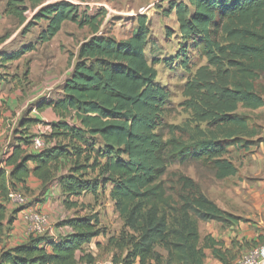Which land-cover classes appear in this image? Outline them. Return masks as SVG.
Wrapping results in <instances>:
<instances>
[{
  "label": "trees",
  "instance_id": "trees-1",
  "mask_svg": "<svg viewBox=\"0 0 264 264\" xmlns=\"http://www.w3.org/2000/svg\"><path fill=\"white\" fill-rule=\"evenodd\" d=\"M168 6L181 43L207 61L183 88L182 107L191 116L181 125L164 122L171 93L157 82L159 62L146 57L151 36L146 15L138 16L131 37L118 41L98 36L101 16L82 12L71 1L8 0L6 13L21 26L27 12L38 8L24 29L47 23L37 44L51 42L66 22L89 27L93 36L80 46L62 97L39 107L60 119L49 136L55 144L28 152L19 137L0 162V240L19 213L10 209V192L22 190L29 179L48 183L69 164V172L56 179L63 196H96L101 187L112 186L123 222L119 235L107 241L112 264H206L207 251L222 264L237 259L222 242L202 238L199 224L229 228L244 220L223 211L199 182L170 168L202 165L222 181L238 174L227 158L231 147L264 141V132L236 114L264 106L256 87L264 76V0H170ZM35 48L4 54L0 62L18 61ZM89 170L97 171L98 179H87ZM61 226L71 232L56 240L31 236L1 252L0 264H96L85 246L105 233L98 216H76Z\"/></svg>",
  "mask_w": 264,
  "mask_h": 264
},
{
  "label": "rangeland",
  "instance_id": "rangeland-1",
  "mask_svg": "<svg viewBox=\"0 0 264 264\" xmlns=\"http://www.w3.org/2000/svg\"><path fill=\"white\" fill-rule=\"evenodd\" d=\"M59 0H43V4H52ZM80 5L81 11L89 15H100L101 25L98 36H111L118 41L131 37L138 26V16L142 8L151 7L146 14L151 31L149 45L146 49V57L151 63L157 60V82L166 87L171 93V99L167 105V114L164 122L167 125H181L191 116L182 107L184 102L183 88L198 68L207 64L206 59L191 45H183L180 39L179 27L174 14H169L170 0H68ZM186 1V0H183ZM8 0H0V56L12 54L29 45H35L32 52L25 54L20 60L9 63L0 62V81L11 85L17 92L15 99L19 106L11 113L10 132L12 141L0 154V162L9 154L11 143H16L15 135L23 137V145L31 148L35 136H41L47 144H55L50 140L52 125L60 121L51 122L49 117H54L50 110L43 111L39 107L42 103L59 100L63 95V85L71 76L80 46L93 36L89 27L80 28L72 22L64 23L60 33L49 43L37 44L40 33L45 30L47 23L40 22L33 26L29 32L24 33L27 26L38 11L30 9L27 12L28 22L21 26L19 21L6 13ZM31 7V4L28 2ZM104 12V13H103ZM10 87V88H12ZM258 93L264 98V76L256 84ZM21 103L24 106L21 107ZM0 108V118L1 116ZM5 113V112H4ZM239 116L248 117L251 127H255L260 134L264 132V106L258 110L240 108L236 113ZM44 118V119H43ZM70 122V120L68 121ZM166 134V132H165ZM167 138V136H164ZM21 140V139H20ZM254 140H257L256 138ZM26 141V142H24ZM227 158L238 168V174L234 177L219 181L212 173L202 165L173 166L170 172L180 171L199 182L204 192L210 199L225 210L244 221L242 227H247L248 234L259 233V241L243 240L240 247L231 248L237 257L242 260L261 246L264 242V141L250 145L247 149L231 147ZM102 162L105 159L101 160ZM60 170L53 173V179L48 183L22 187V192L28 197L29 204L36 210V205H46L45 213L51 221L53 229L57 231V237L65 236L67 230L62 229L61 223L76 216H98L104 235L98 237L92 244L85 246L86 254H92L96 258V264H112L113 252L107 249L109 237L118 236L123 228L115 204L111 199L112 186L110 184L101 187L96 196L84 194L80 198L63 196L57 178L69 172L70 165L60 166ZM87 179H98V172L88 171ZM26 207H10L11 210L22 211ZM21 219L16 218L14 223L6 228L0 240V254L8 251L30 239L28 229L21 225ZM24 222V221H23ZM239 224V225H240ZM24 226V229H23ZM237 227V226H236ZM201 237L220 235L245 229L230 230L219 223L212 225L200 223ZM22 235L18 231H22ZM230 232H226L227 230ZM67 234V233H66ZM20 237V239H19ZM18 239V240H17ZM16 240V241H14ZM19 242V241H18ZM20 244V245H21ZM240 245V243H238ZM81 254H79L80 257Z\"/></svg>",
  "mask_w": 264,
  "mask_h": 264
},
{
  "label": "crops",
  "instance_id": "crops-1",
  "mask_svg": "<svg viewBox=\"0 0 264 264\" xmlns=\"http://www.w3.org/2000/svg\"><path fill=\"white\" fill-rule=\"evenodd\" d=\"M10 87H12V86L11 85H6L5 82L0 81V108L4 107V109H1V111H2L1 112V116L2 117L0 118V151H2L3 149H5L7 147V145H8L7 143H9V142L12 141V135H11V132L9 130L10 129V126H11L9 119L11 118V113L15 109V107L19 106V103L15 99V97L19 93L14 92V90L11 91V89H14V88L13 87L10 88ZM20 105H21V107H23L24 106V103H21ZM47 110H50V112H51V109H46V110H43V111H47ZM49 119L51 120V122H53L57 118H56V115H55L54 117H49ZM14 137H15V139H17L20 136L15 135ZM16 143H11V146H13ZM25 149L28 152H32L31 151V148H28V147L26 148L25 147ZM11 153H12V147L10 148L9 154L7 156H9ZM0 154H1V152H0ZM2 160H1V162H2ZM41 183L42 182H40L39 180L29 179V180H26V185L25 186L26 187H32L33 185L37 186V185H40ZM215 203L217 204V202H215ZM36 207H37L36 210L43 209L45 211V209H46V205H43V206L36 205ZM223 211H225V210H223ZM17 216H18V219H21V217H22V211H20L17 214ZM20 222H21L20 223L21 225H24L23 224L24 223L23 221H20ZM203 224H207L209 226L212 225V223H203ZM241 225H243V224L241 223L240 225H237V227L236 226L235 227H229L230 230H237V231L239 229H242V228L245 229L244 232L239 231L238 234L236 232L230 233L228 231L229 229H226L227 230L226 232H229L232 235V238H231L230 235H228V236L226 234L220 235L217 232L216 233L213 232V234H211V236L216 241L222 242L224 244L225 249H231V248L240 247L241 244L243 243L242 242L243 240H245V241H259L261 239L260 238L261 235L259 233L253 232L251 234H248L249 233V230H247V227H242ZM64 228H65V230L68 229L67 227H63L62 229H64ZM23 229H24V226H23ZM23 229H22V231L21 230L18 231L21 234V237L22 236L24 237V235H22ZM19 239H20V237H19ZM14 241H16V240H14ZM18 241H16L18 245H15L14 247L19 246L21 244L20 240H18ZM263 242H264V240H263ZM238 243H240V245ZM263 245H264V243L261 246H263ZM239 261H240V259L237 257V259L233 260L231 263L232 264H238ZM206 264H222V263L213 257L211 251H207V261H206Z\"/></svg>",
  "mask_w": 264,
  "mask_h": 264
},
{
  "label": "built area",
  "instance_id": "built-area-1",
  "mask_svg": "<svg viewBox=\"0 0 264 264\" xmlns=\"http://www.w3.org/2000/svg\"><path fill=\"white\" fill-rule=\"evenodd\" d=\"M162 1V0H160ZM153 4L151 7H154ZM151 7L142 8L140 10V15H146ZM46 148V143L41 136H35L32 140V150L34 152H40ZM7 202L10 207L22 206L26 207L22 210V220L24 221L28 233L30 236L34 237H50L56 240L57 231L53 229L50 218L39 210H34L27 207L29 204L28 197L22 192V190L12 191L8 195ZM66 233L71 232L70 229H66ZM65 233V235H67ZM238 264H264V245L251 252L250 255L244 257L238 262Z\"/></svg>",
  "mask_w": 264,
  "mask_h": 264
}]
</instances>
